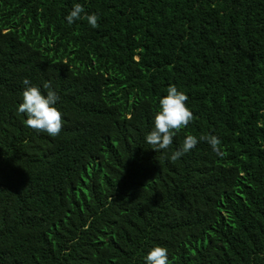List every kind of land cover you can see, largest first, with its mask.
<instances>
[{
    "label": "trees",
    "instance_id": "trees-1",
    "mask_svg": "<svg viewBox=\"0 0 264 264\" xmlns=\"http://www.w3.org/2000/svg\"><path fill=\"white\" fill-rule=\"evenodd\" d=\"M25 78L56 91L55 137L16 111ZM169 84L193 115L156 151ZM154 245L264 264V0H0V264H144Z\"/></svg>",
    "mask_w": 264,
    "mask_h": 264
},
{
    "label": "clouds",
    "instance_id": "clouds-1",
    "mask_svg": "<svg viewBox=\"0 0 264 264\" xmlns=\"http://www.w3.org/2000/svg\"><path fill=\"white\" fill-rule=\"evenodd\" d=\"M83 7L80 3H73L71 10L65 15V21L71 25L75 19L82 18ZM87 23L91 27H96L97 16L95 13L87 14ZM21 83L24 88L21 92V102L16 111L23 113L26 119L23 123L26 127L35 129L55 137L62 126L61 112L57 107L59 99L56 91L52 89L48 82L42 86L30 84L27 78ZM44 89L42 92L41 89ZM187 96L175 85L169 84L165 94L158 100V110L152 117V127L145 135V143L154 150L166 149L172 142L173 130H180L192 119V111L185 104ZM200 141H205L216 153L221 156L223 153L218 148V138L214 134L200 136ZM198 140L191 134L185 136L181 147L170 154V160H176L179 156L192 149ZM144 264H170L167 249L163 246H152L143 257Z\"/></svg>",
    "mask_w": 264,
    "mask_h": 264
}]
</instances>
